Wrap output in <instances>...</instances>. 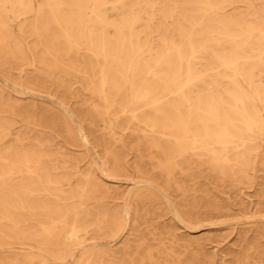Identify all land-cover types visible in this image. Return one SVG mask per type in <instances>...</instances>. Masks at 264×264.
<instances>
[{
	"label": "bare ground",
	"instance_id": "bare-ground-1",
	"mask_svg": "<svg viewBox=\"0 0 264 264\" xmlns=\"http://www.w3.org/2000/svg\"><path fill=\"white\" fill-rule=\"evenodd\" d=\"M8 13L41 46L38 69L63 55L89 81L106 135L93 138L103 157L80 172L51 138L0 125V247L17 245L23 264H120L125 225L165 192L193 199L207 182L235 186L264 169V0H0V51L21 54ZM2 99L0 114H15ZM63 110L67 139L85 148L93 125Z\"/></svg>",
	"mask_w": 264,
	"mask_h": 264
},
{
	"label": "rangeland",
	"instance_id": "rangeland-1",
	"mask_svg": "<svg viewBox=\"0 0 264 264\" xmlns=\"http://www.w3.org/2000/svg\"><path fill=\"white\" fill-rule=\"evenodd\" d=\"M8 19L20 39L22 53L17 54L13 44L0 51L2 100L13 105L7 101L12 99L17 104L13 108L16 115L4 108L0 125H8L11 133L51 138L50 150L59 152L58 160L64 159L65 165L85 172L98 157H103L101 149L94 148L93 138H106L102 121L92 111L103 110L100 101L91 95L92 85L80 74L67 70L63 55H58L55 68L49 73L38 69L41 46L28 32L18 35L21 19L11 13ZM51 60L49 56L43 57L45 63ZM72 60L81 65L80 57ZM61 105L77 125L85 129L93 125L85 148L81 144L73 146L67 139L62 123L66 115ZM116 131V137H121L117 128ZM259 149L263 152L264 146ZM126 154L127 159L132 158L129 150ZM117 185L120 190L127 186L123 182ZM165 194L166 202L159 209L151 210L138 224L125 225L115 243L121 249L120 264H140L141 260L147 264L148 253L153 264H231L235 257L246 253L259 254L264 259V169H258L235 186L207 182L197 192L188 193L193 199ZM12 248L19 247L10 243L0 247V264L25 263L24 257L11 252Z\"/></svg>",
	"mask_w": 264,
	"mask_h": 264
}]
</instances>
